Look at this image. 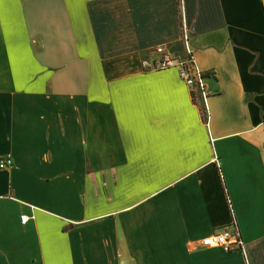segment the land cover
I'll list each match as a JSON object with an SVG mask.
<instances>
[{
    "label": "crops",
    "instance_id": "crops-1",
    "mask_svg": "<svg viewBox=\"0 0 264 264\" xmlns=\"http://www.w3.org/2000/svg\"><path fill=\"white\" fill-rule=\"evenodd\" d=\"M183 26L206 104L141 67ZM7 156L0 264H264V0H0Z\"/></svg>",
    "mask_w": 264,
    "mask_h": 264
},
{
    "label": "built area",
    "instance_id": "built-area-1",
    "mask_svg": "<svg viewBox=\"0 0 264 264\" xmlns=\"http://www.w3.org/2000/svg\"><path fill=\"white\" fill-rule=\"evenodd\" d=\"M182 42L186 53L185 58H178L173 55L167 45H158L150 50L149 55L141 60V67L144 71H158L170 68L178 70L179 77L185 84L197 94L203 104L209 95L205 79L208 76L199 68L193 55L191 46V36L188 29L183 26ZM12 165V159L0 157V169H7ZM229 202V200H228ZM231 206V205H230ZM22 222L27 219L26 215H21ZM201 245L208 248H220L224 252H231L243 249V240L238 231L236 222H232L215 229L209 235L201 239Z\"/></svg>",
    "mask_w": 264,
    "mask_h": 264
}]
</instances>
